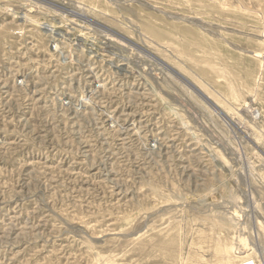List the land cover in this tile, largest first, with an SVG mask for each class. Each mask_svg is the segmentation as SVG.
Returning <instances> with one entry per match:
<instances>
[{
    "label": "rangeland",
    "instance_id": "1",
    "mask_svg": "<svg viewBox=\"0 0 264 264\" xmlns=\"http://www.w3.org/2000/svg\"><path fill=\"white\" fill-rule=\"evenodd\" d=\"M0 264H264V0H0Z\"/></svg>",
    "mask_w": 264,
    "mask_h": 264
}]
</instances>
